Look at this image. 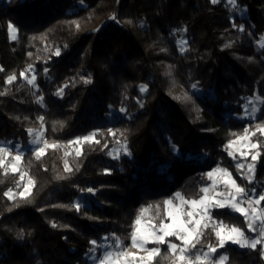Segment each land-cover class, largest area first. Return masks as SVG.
Here are the masks:
<instances>
[{"label": "trees", "instance_id": "16d2710c", "mask_svg": "<svg viewBox=\"0 0 264 264\" xmlns=\"http://www.w3.org/2000/svg\"><path fill=\"white\" fill-rule=\"evenodd\" d=\"M237 3L233 10L227 0H0V142L28 146L31 128L59 145L41 160L31 151L24 155L34 181L26 199L3 195L23 179L0 169V264H93L91 257L103 249L88 254L89 241L115 234L130 244L142 207L162 204L176 192L196 198L212 184L205 174L217 166L243 185L225 146L245 127L264 124V105L255 119L244 116L250 98L264 99V49L258 48L264 0ZM9 23L18 30L16 40ZM181 38L187 40L183 52ZM29 65L36 87L20 76ZM12 74L17 79L5 83ZM109 128L118 130L115 136ZM98 129L100 144L69 143ZM61 146L68 147L67 157ZM121 147L126 154H115ZM252 163L254 183L245 182L259 193L264 148ZM211 214L247 228L229 209ZM261 249L229 243L218 252L228 256L226 264H264ZM153 264L168 261L157 257Z\"/></svg>", "mask_w": 264, "mask_h": 264}, {"label": "snow or ice", "instance_id": "6c2138e0", "mask_svg": "<svg viewBox=\"0 0 264 264\" xmlns=\"http://www.w3.org/2000/svg\"><path fill=\"white\" fill-rule=\"evenodd\" d=\"M211 2L216 4L218 0H211ZM227 4L233 10L239 7L237 0H227ZM111 18L115 19V16ZM129 23L131 22L129 21ZM76 26L77 28L79 27L78 24ZM233 26L238 27L240 31L244 30L242 25ZM8 31L11 34L10 38L16 40L17 28L9 23ZM182 31H186V29ZM262 40H264V37H262ZM178 43L181 52L187 50L184 47L187 44L186 40L178 41ZM260 47L264 48V43H261ZM59 54L60 50L57 49L55 55L58 56ZM31 68L32 66L29 65L28 69L20 73V76L29 85L36 87V76L32 75L31 78H28L25 75V72L31 70ZM2 70L0 69V71ZM16 79V74L9 75L5 83L11 84ZM84 82L90 83L91 81L90 79H86ZM192 87L196 88L197 85L194 84ZM140 90L141 92L147 91V85H141ZM57 95H63V88L58 89ZM176 98L181 99V97ZM183 98L191 99L187 94ZM256 99L264 104V99L260 97H256ZM40 100L42 101V97ZM249 104H252V107L249 109L246 105L245 112L248 116L255 119V113L262 109H258L252 100H249ZM121 111H124V109H121ZM38 119L43 121L44 118L39 117ZM27 131L30 135L35 134V138L31 141L32 144L42 145L34 149L33 155L36 160H41L46 153V149L49 147L53 149L59 147L58 143L55 142L50 145L36 130L30 128ZM107 131L108 134L115 136L118 130L109 128ZM101 134L98 129L86 136L77 137L75 141H70L69 143H88L91 145L94 142L95 144H100V140L95 139V137ZM258 137H264V124L249 125L244 128L242 135L237 136V141H244L248 149V151H241L240 155L245 159L250 156L252 162L257 161L261 155V148H264V144L261 143ZM237 141L230 140L225 146L228 155L233 159L236 157L234 152L229 149ZM103 147H107V144H104ZM173 151L178 152V149L173 146ZM67 155L68 153L65 152V156ZM76 155L79 156L81 153L77 151ZM7 157H11V159L7 160L6 163ZM21 158L22 153L19 151L13 154L10 149L0 147V169H3V174L7 176L9 169L12 173L20 172V179L22 180L24 172L18 163ZM252 162L247 165L242 163L236 164V170L240 172L241 177L248 184H253L255 180L256 165ZM63 164L65 172L70 173L73 171L67 159L63 161ZM105 171L107 172L108 170ZM205 176L208 180L213 181V185L202 187L200 189L201 194L197 195L196 198L189 199L182 193L176 192L172 198L164 200L162 204L142 207L131 226L132 230L128 237L130 244L125 245L123 240L115 236V234L104 237V242L97 240L89 241L93 247L88 249V254L103 249L101 255L92 256L91 259L95 260L96 264H153V260L157 257L168 261V264H226L229 259L228 256L220 254L218 249H225L229 243L238 245L241 248L250 249H256L258 245H264V207L259 209L256 207L261 205V202H264V191L257 193L255 187L249 189L246 185L237 183L232 173L220 166L212 169ZM214 177H218V179H214ZM57 178L62 179L64 177ZM16 184L19 186L20 181H16ZM33 184L34 181L29 178L28 183L23 186L24 191L17 193V195L26 199L25 193L31 194L29 186ZM220 186H222L223 190L218 191L217 189ZM86 191L93 193L95 190L88 188ZM3 195L10 200L14 199L12 188H9ZM73 207L79 211L82 205L76 203ZM162 208L163 212L161 211ZM153 209L154 211H152ZM210 209H229L234 213H238L244 218L243 222L247 226L246 230L237 225H228L224 221L215 220ZM150 212L151 214H149ZM53 227H56V225L53 224ZM249 232L255 235L249 236L247 234ZM210 236H214V241L208 239ZM175 241H179V243ZM149 244L155 246L147 247ZM162 245H167V251L163 255L161 251ZM205 248L207 249L206 251L203 250ZM261 255L264 256V248L261 249Z\"/></svg>", "mask_w": 264, "mask_h": 264}, {"label": "rangeland", "instance_id": "374dc122", "mask_svg": "<svg viewBox=\"0 0 264 264\" xmlns=\"http://www.w3.org/2000/svg\"><path fill=\"white\" fill-rule=\"evenodd\" d=\"M237 13H239L241 16H246V13H245V12H238V11H237ZM10 35H11V34H10ZM17 36H18V33H17ZM181 40H186V39H185V38H181V39L178 40V41H181ZM186 41H187V40H186ZM261 43H264V41H261V42L258 43V48H259L260 50H263L264 48H261V47H260V44H261ZM184 47L187 48V44L184 45ZM25 75H26L28 78H31V76L34 75V73H33V72H26ZM24 80H25V79H24ZM25 81H26V80H25ZM35 82H36V80H35ZM173 89H174V91H176L177 93H183L181 87H179V86H177V85H174V88H173ZM145 92H146V91H145ZM256 97H257V96H256ZM256 97L250 98L249 100H252L253 104H254L258 109H262V107H263L264 104L260 103V102L256 99ZM249 100L247 101V104H246V105L248 106L249 109H251L252 104H249ZM259 113H260V111H257V112L255 113V117H257V116L259 115ZM244 116H245L246 118L253 119V118H251L250 116H248V115L246 114V112H245V115H244ZM36 132L40 133V134L42 135L43 139H45V137H44V133H43V130H41V131L36 130ZM34 138H35V134H33V137H32V139H31V141H32ZM31 141L29 142L28 146H24V145H22L21 142H17V143L14 144V145H13L12 143L9 144L8 142H0V147H6V148L10 149V150L13 152V154H15L17 151H19L20 153H22V158H21V160H20L18 163H19V166H20L21 170L24 172V177H23V180H22V183L20 184V186H18L17 188H15V189L13 190L14 199H15L16 197L20 196V195H17V193H20V192H23V191H24V187H23V186H24L25 184L28 183V180H29V178H30L29 174L27 173V171H25V169H24V167H23V164H22L24 155L26 154V152H28V151L34 152V149H35L36 147H38V146H42V145H34V144L31 143ZM234 141H237V139L234 140ZM71 146H73V147H78L79 144H71ZM60 148H61V150L64 151V152H67V150H68V147H67V146H61ZM231 149H233L234 155H235V157H236L235 159H236V161H237L238 163L245 164L247 161L252 162L250 156H249L247 159H245L244 157H242V156L240 155V152H241V151H248L247 147L245 146V142H244V141H242V140H241V141H237L236 143H234V144L231 146ZM231 151H232V150H231ZM118 153L126 154V151H125V149H124L123 147H121L120 150H118V151L115 152V154H118ZM64 157H67V156L64 155ZM9 159H11V157H7V158H6V163H7V160H9ZM9 170H10V169H9ZM230 172H231V171H230ZM232 176H233V175H232ZM233 178H235V177L233 176ZM214 179H218V177H214ZM237 183H238V182H237ZM244 183L246 184L245 181H243V185H244ZM212 185H213V181H212ZM29 187H30V192H31L32 185H30ZM217 190H218V191L223 190V189H222V186L218 187ZM26 195H28V193H25V196H26ZM12 200H13V199H12ZM81 202L84 203L83 200H81ZM261 204H262V202H261ZM210 212H211V209H210ZM248 235H249V234H248ZM253 235H255V234H254V233H251L249 236H253ZM148 246H149V245H147V247H148ZM263 247H264V245H263ZM218 250H219V249H218ZM94 256H96V255H94ZM93 264H94V263H93Z\"/></svg>", "mask_w": 264, "mask_h": 264}, {"label": "built area", "instance_id": "2783aa9c", "mask_svg": "<svg viewBox=\"0 0 264 264\" xmlns=\"http://www.w3.org/2000/svg\"><path fill=\"white\" fill-rule=\"evenodd\" d=\"M248 163H250V162L247 161V162L245 163V165H247ZM243 181H245V179H243ZM244 185H246V184L244 183ZM256 207L259 209V208L264 207V206L261 204V205H258V206H256ZM262 248H264L263 245H262ZM262 257H264V256H262Z\"/></svg>", "mask_w": 264, "mask_h": 264}, {"label": "crops", "instance_id": "0c3cea01", "mask_svg": "<svg viewBox=\"0 0 264 264\" xmlns=\"http://www.w3.org/2000/svg\"><path fill=\"white\" fill-rule=\"evenodd\" d=\"M231 150L233 151V149H231ZM211 185H212V184H211ZM211 185H210V186H211ZM253 236H254V235H253ZM109 243H110V241H109ZM101 254H102V253H101ZM101 254H100V255H101ZM96 256H99V254L96 255ZM93 261H94V264H96V261H95V260H93Z\"/></svg>", "mask_w": 264, "mask_h": 264}]
</instances>
